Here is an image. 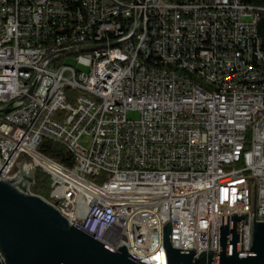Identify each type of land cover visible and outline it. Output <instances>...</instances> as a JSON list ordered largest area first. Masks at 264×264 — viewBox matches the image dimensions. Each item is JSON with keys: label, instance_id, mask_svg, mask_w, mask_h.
I'll return each instance as SVG.
<instances>
[{"label": "built area", "instance_id": "obj_1", "mask_svg": "<svg viewBox=\"0 0 264 264\" xmlns=\"http://www.w3.org/2000/svg\"><path fill=\"white\" fill-rule=\"evenodd\" d=\"M263 13L241 0H0V109L12 108L0 181L42 169L43 199L70 225L143 264H167L169 221L171 247L198 256L216 251L226 216L248 214L249 251L252 218L264 222ZM42 139L73 168L39 154Z\"/></svg>", "mask_w": 264, "mask_h": 264}, {"label": "water", "instance_id": "obj_2", "mask_svg": "<svg viewBox=\"0 0 264 264\" xmlns=\"http://www.w3.org/2000/svg\"><path fill=\"white\" fill-rule=\"evenodd\" d=\"M87 51V50H83ZM32 93V89L30 94ZM12 111L0 109V120ZM33 172L21 175L17 188L0 181V259L3 264H143L122 245L118 249L83 231L62 217L43 198L27 193ZM256 185L251 214L255 215ZM248 214H231L230 224L217 226L216 251L177 250L171 247L170 221L163 227L167 264H264V222H250V249L242 251L243 225ZM210 240V238H209Z\"/></svg>", "mask_w": 264, "mask_h": 264}, {"label": "trees", "instance_id": "obj_3", "mask_svg": "<svg viewBox=\"0 0 264 264\" xmlns=\"http://www.w3.org/2000/svg\"><path fill=\"white\" fill-rule=\"evenodd\" d=\"M241 1L249 5L264 7V0H241ZM257 29L262 40V51L264 52V13L261 14L260 23ZM72 93L74 92L72 91ZM37 152L42 156H44L45 158H48L51 161L61 166L67 168H73V159L71 154L63 146L59 144L53 143L46 139H42V141L39 143L37 147ZM23 159H25L27 163L30 162L28 158H22V160ZM17 171L18 168H15L14 172ZM33 179H34V183L31 186V192L34 195H37L41 198L48 199L51 192L50 177L42 169L35 168L33 172ZM0 264H3L1 259H0Z\"/></svg>", "mask_w": 264, "mask_h": 264}, {"label": "rangeland", "instance_id": "obj_4", "mask_svg": "<svg viewBox=\"0 0 264 264\" xmlns=\"http://www.w3.org/2000/svg\"><path fill=\"white\" fill-rule=\"evenodd\" d=\"M64 63H66V64H72V62L68 59V58H65L64 59ZM137 116H138V114L136 113V112H129L128 113V117L129 118H132V119H135V118H137ZM78 144L81 146V147H83V148H88L89 146H90V139L88 138V137H85V136H83L80 140H79V142H78ZM22 163V158L20 159V164ZM18 165V167H19V169L20 170H23V167H22V165ZM36 164V163H35ZM37 165V164H36Z\"/></svg>", "mask_w": 264, "mask_h": 264}, {"label": "bare ground", "instance_id": "obj_5", "mask_svg": "<svg viewBox=\"0 0 264 264\" xmlns=\"http://www.w3.org/2000/svg\"><path fill=\"white\" fill-rule=\"evenodd\" d=\"M34 160H35V163L37 165H40L46 169H52V166L50 163L46 162V160L40 158V157H37L36 155L34 156Z\"/></svg>", "mask_w": 264, "mask_h": 264}]
</instances>
